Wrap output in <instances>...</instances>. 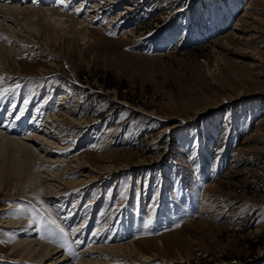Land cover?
<instances>
[{
	"label": "rangeland",
	"instance_id": "1",
	"mask_svg": "<svg viewBox=\"0 0 264 264\" xmlns=\"http://www.w3.org/2000/svg\"><path fill=\"white\" fill-rule=\"evenodd\" d=\"M48 1L21 3L86 20L88 38L43 19L10 38L0 78L21 87L0 99V128L73 120L66 157L89 167L68 177L77 191L42 203L0 156V264H49L12 251L4 220L18 214L74 262L81 239L133 241L144 259L131 264H264V0Z\"/></svg>",
	"mask_w": 264,
	"mask_h": 264
},
{
	"label": "bare ground",
	"instance_id": "2",
	"mask_svg": "<svg viewBox=\"0 0 264 264\" xmlns=\"http://www.w3.org/2000/svg\"><path fill=\"white\" fill-rule=\"evenodd\" d=\"M21 2L19 0H0V59L4 58L6 60L7 57L9 58L13 54L12 46L7 47L6 45L10 38L19 39L21 35L25 36L33 33L32 26H36L38 19H43L42 22L45 21L44 25L53 30L88 38V28L86 25L89 22L86 20H77L69 14L59 12L55 8L50 7V5L38 7L40 6L39 4L31 6ZM91 7V13H94L99 8L97 7V3H93ZM122 13L120 12V14ZM85 17L91 19L94 16L92 14ZM109 25L107 23L105 26ZM63 97L65 95L61 96V98ZM65 120L60 116L50 117L49 120H45L43 123L46 129L38 130L40 135H37L33 131L27 136H20V132L18 133L17 130L23 127L22 123L14 124L17 129L13 134L10 130L4 131V129L0 128V156L6 151L10 153L12 165L15 167L14 172L16 173L17 170L25 174V195L35 201L46 203L48 200L55 202L62 197L67 198L71 193L78 190V186H76L78 182L68 177L72 175L71 173H77L82 167L88 166L85 162L80 161L78 156L67 159L71 146L70 144L63 143L67 137L61 138V136L63 135V131L74 128L73 123L76 122ZM51 156L56 157L53 158ZM72 167H76L75 170L72 171ZM91 171L93 169H90ZM93 172L95 173V170ZM98 173L96 172L94 175L90 173L89 178L95 181L100 177ZM212 205L208 200L201 207L203 211H208ZM12 207L6 206L3 210L11 212ZM20 216L18 214V217H9L4 220L5 226L15 230V234L18 235L11 249L16 252L19 258L46 260L49 261V264H131L133 263V259H144V255H139L133 241L128 244L94 245L84 248L79 244L80 239L78 242H73V245L70 247L71 251L75 249L76 252L77 261L74 262V258L69 257V252L61 249L58 245L44 242L40 237H36L29 218ZM188 222L190 221H186L185 223ZM61 227L64 226L62 225ZM64 231H66L65 228Z\"/></svg>",
	"mask_w": 264,
	"mask_h": 264
},
{
	"label": "snow or ice",
	"instance_id": "3",
	"mask_svg": "<svg viewBox=\"0 0 264 264\" xmlns=\"http://www.w3.org/2000/svg\"><path fill=\"white\" fill-rule=\"evenodd\" d=\"M2 80L3 78H0V99L5 98L9 92H12L13 94L21 87V85L18 82H15V88H9V87H3L2 86ZM28 101H25L27 103ZM15 107V106H13ZM54 223V222H53Z\"/></svg>",
	"mask_w": 264,
	"mask_h": 264
}]
</instances>
